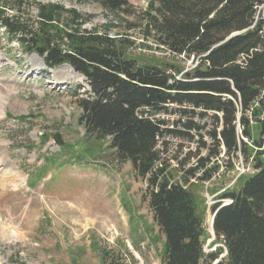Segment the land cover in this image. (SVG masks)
<instances>
[{
    "label": "trees",
    "instance_id": "trees-1",
    "mask_svg": "<svg viewBox=\"0 0 264 264\" xmlns=\"http://www.w3.org/2000/svg\"><path fill=\"white\" fill-rule=\"evenodd\" d=\"M28 1L0 0V28L4 29L7 41H15L22 53L37 54L47 69L68 64L84 76L88 88L75 94V102L80 109L78 120L84 135L93 139L89 155L101 146L100 142L106 143L104 149L112 150L122 162L129 161L135 176L143 178L158 159L154 146L161 123L138 116V111L148 107L156 112L167 102H188L194 108L217 110L208 112L209 115L215 113L221 118L218 111L223 112L221 140L216 138L219 128L214 126L211 133L217 143H224L229 153L225 154L227 159H232L228 169H235L231 154L239 149L234 122L236 108L223 95H239L245 110L264 85V31L255 7L264 0L147 1L139 25L142 36L157 42L156 48L163 50V58H169L165 54L168 51L200 59L186 73L185 80L176 79L169 69L174 72L181 69L163 59L129 56L126 48L133 44L129 37L120 33L111 36L109 27L100 32L87 29L83 25L90 16L73 8L32 0L36 18L23 19L30 9ZM99 2L105 10L130 13L127 0ZM259 105L251 113L256 121L254 131L249 119L241 117L244 136L258 147L264 133V117H259L263 99ZM194 108L183 111L191 115ZM188 118L181 129L195 126L192 117ZM237 129L240 131L239 122ZM187 132L198 137L197 155H204V136L196 128ZM41 139L44 142L45 138ZM217 147L220 153V145ZM251 152L252 148L242 141V153ZM263 153L256 150L253 154L257 171L241 176L235 188L223 194L232 201L213 206L218 207L213 219L215 241H220L225 251L221 258L222 247L204 251L206 231L199 211L202 205L198 188L183 189L178 184H168L166 176L159 179L164 167L153 172L146 194L152 217L164 237L161 264H264V158L260 156ZM213 171H205V177H210ZM101 260L103 264H118L105 253Z\"/></svg>",
    "mask_w": 264,
    "mask_h": 264
},
{
    "label": "rangeland",
    "instance_id": "rangeland-1",
    "mask_svg": "<svg viewBox=\"0 0 264 264\" xmlns=\"http://www.w3.org/2000/svg\"><path fill=\"white\" fill-rule=\"evenodd\" d=\"M35 1L90 16L83 25L87 29L100 32L109 27L111 36L126 35L133 42L126 48L131 57L156 56L181 70L194 66L184 56L163 58L157 42L142 36L139 25L148 0H127L130 13L105 10L99 0ZM28 4V15L22 18L35 19L32 0ZM260 16L264 18V7ZM4 33L0 29V264H103V253L118 264H161L164 237L148 206L147 182L135 176L129 161L122 162L112 150L104 149L106 143L100 142L89 155L93 139L84 135L75 102V94L87 89L83 76L67 64L47 69L36 54L19 56L16 42L9 45ZM58 79L63 83H56ZM189 105L170 106L157 118L174 127L175 119L187 118L178 108H194ZM56 133L61 146L54 142ZM164 139L170 149L178 143L185 149L191 146L183 137ZM234 160L237 170L239 158ZM216 184L213 181L208 188L215 189ZM215 191L205 197L202 189L197 193L206 231L204 251L222 247V257L224 246L215 241L210 211L215 204L231 201L223 199L226 191Z\"/></svg>",
    "mask_w": 264,
    "mask_h": 264
},
{
    "label": "built area",
    "instance_id": "built-area-1",
    "mask_svg": "<svg viewBox=\"0 0 264 264\" xmlns=\"http://www.w3.org/2000/svg\"><path fill=\"white\" fill-rule=\"evenodd\" d=\"M256 14H257V20H264L260 16L261 8L264 7V1L262 3L257 4L256 6ZM261 31H264V21H262L261 24ZM242 56V55H240ZM262 92H264V85L262 86ZM262 96L259 98L261 99ZM259 99L257 101H259ZM258 104V102H256ZM238 115H241V102L240 98L238 97ZM191 108V107H190ZM197 110H201V108H197ZM249 112V111H246ZM159 116V115H157ZM187 117L186 119H181L185 123V121L188 118V116L192 117V121H194L195 126L192 128H196L199 130L200 136L205 137V146H204V155H197V144L191 143L190 140H187L190 145V149H188V144L186 145V148L183 144L178 143L176 144V149H170L168 147V141H166L164 138H171L170 135H157L156 136V144H160L159 147L156 148V151L158 153L159 159L156 162V166H161L163 163L169 165L167 170L169 168H176V172L179 175H185L188 178V183L190 182H197L198 177L202 175L204 171H207L209 168H212V165H217V168L213 171V178L220 177L223 173H236V176H239L241 174L250 173L252 170L250 168L251 163V157H249L247 160L243 158V156L239 153V161H238V169L237 170H230L228 169V162L232 159H226L224 158V153H218V147L215 145V142L212 139L211 136V130L213 129V125L211 124L210 117L207 119H204L205 116H199L198 114H189V115H183ZM202 117L203 120L195 118ZM175 126V125H174ZM177 126H181L178 124ZM163 127H168L167 124H164ZM169 128H173L172 125ZM239 129H240V135L242 133L243 126L239 122ZM193 144V146H192ZM212 149L213 153L211 155L208 154L209 149ZM170 149V150H169ZM163 162V163H162ZM203 164L202 166H200ZM191 169H195L191 171ZM180 179V177H177ZM235 178L230 183L232 184L235 181ZM183 184L182 182H180ZM202 183H204L205 186L208 185L209 180H203ZM186 186V184H184Z\"/></svg>",
    "mask_w": 264,
    "mask_h": 264
},
{
    "label": "bare ground",
    "instance_id": "bare-ground-1",
    "mask_svg": "<svg viewBox=\"0 0 264 264\" xmlns=\"http://www.w3.org/2000/svg\"><path fill=\"white\" fill-rule=\"evenodd\" d=\"M42 64V63H41ZM72 71V70H71ZM63 83V81H61L60 79H58V80H56V83ZM1 105H2V98L0 99V107H1ZM183 106H185V105H183ZM208 112H214V111H207V113ZM216 112V111H215ZM215 114V113H214ZM219 114V113H218ZM213 115V114H212ZM212 115H209V114H206L205 115V117L207 116H212ZM220 116H221V112H220ZM237 122H239V120L237 119ZM236 126H237V123H236ZM169 128V127H168ZM177 128H179V127H177ZM181 129V128H180ZM236 131H237V134L238 135H240V131L237 129V127H236ZM192 133H194L193 131H191ZM170 137H174V136H172V135H170ZM196 138H198L197 136H195V140H196ZM204 139H205V137H204ZM197 141H198V139H197ZM195 142V143H194ZM191 143H194V144H197V142L196 141H192ZM220 149H221V152L220 153H224V156H225V149H224V146L221 144L220 145ZM201 153V152H200ZM239 158V153H238V157H237V159ZM2 164V162H1V160H0V165ZM2 166V165H1ZM234 166H236L235 165V163H234ZM234 170H236V169H234Z\"/></svg>",
    "mask_w": 264,
    "mask_h": 264
},
{
    "label": "water",
    "instance_id": "water-1",
    "mask_svg": "<svg viewBox=\"0 0 264 264\" xmlns=\"http://www.w3.org/2000/svg\"><path fill=\"white\" fill-rule=\"evenodd\" d=\"M54 141L57 143V144H60V145H62L63 144V141H62V139H61V137H60V134H55V136H54Z\"/></svg>",
    "mask_w": 264,
    "mask_h": 264
}]
</instances>
